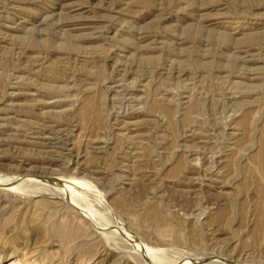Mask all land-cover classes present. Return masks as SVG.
<instances>
[{"label":"rangeland","instance_id":"obj_1","mask_svg":"<svg viewBox=\"0 0 264 264\" xmlns=\"http://www.w3.org/2000/svg\"><path fill=\"white\" fill-rule=\"evenodd\" d=\"M0 264H264V0H0Z\"/></svg>","mask_w":264,"mask_h":264}]
</instances>
